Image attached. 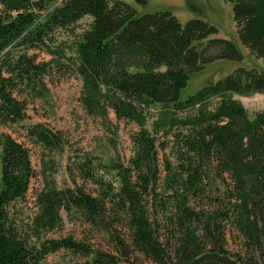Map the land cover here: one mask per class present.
<instances>
[{
  "label": "trees",
  "instance_id": "trees-1",
  "mask_svg": "<svg viewBox=\"0 0 264 264\" xmlns=\"http://www.w3.org/2000/svg\"><path fill=\"white\" fill-rule=\"evenodd\" d=\"M224 2L238 43L261 68H235L179 100L204 65L243 58L206 22L181 24L168 11L137 16L124 0H0V127L17 125L60 156L61 133L25 121L27 107L48 98L47 82L65 72L80 82L85 116L110 124L112 114L136 127L125 164L76 155L71 185L42 179L23 219L15 205L40 173L23 144L0 134V264H39L60 251L84 264H264V110L248 115L234 98L264 95V0ZM83 18L89 23L76 31ZM61 211L97 243L46 238L60 229Z\"/></svg>",
  "mask_w": 264,
  "mask_h": 264
},
{
  "label": "rangeland",
  "instance_id": "rangeland-1",
  "mask_svg": "<svg viewBox=\"0 0 264 264\" xmlns=\"http://www.w3.org/2000/svg\"><path fill=\"white\" fill-rule=\"evenodd\" d=\"M124 1L134 8L137 16L168 11L181 24L189 19H200L216 29L217 33L213 37L231 42L241 52L243 58L240 62L214 61L204 65L199 72L191 75L185 87L180 91L179 100H184L207 84L223 78L235 68H261L260 63L249 57L246 50L238 43L231 20V5L224 0H144L142 5H136L133 0ZM89 21V18L80 20L75 26L76 31L86 28ZM60 39H65V37L61 36ZM35 54L37 61L48 60V57L42 53L35 52ZM47 86L49 89L48 98L43 102L35 101L27 107L25 123H39L52 131H59L61 138L65 141L60 156L51 155L31 143L26 139L22 128L17 125L0 127V134L9 135L29 150L32 167L38 174L40 173L38 178L32 181L24 199L15 205V209L22 213L21 218L33 212V193L40 186L42 179L53 181L56 187L60 188L71 185L72 176L68 173L67 165L69 161L75 159L76 155L87 153L95 159L100 158L105 163L119 161L125 164L131 156L129 137L136 131V127L131 123L115 122L112 114H109L110 124H102L97 118L85 116L77 100L80 82L72 72H65L61 76L55 75L47 82ZM234 98L240 102L248 115L264 110V95L262 94ZM154 118L155 116L152 114L145 125L150 133L154 132L150 126V122ZM155 137L158 141L164 140L161 133ZM161 155L172 164L168 149H165ZM76 182L79 180L76 179ZM212 185L213 195L219 197L218 183L215 182ZM86 189L91 190L92 186L87 184ZM60 220V229L46 234V238H55L62 234L72 235L77 240L94 241L91 240L84 226L73 225L63 211L60 212ZM236 243V235L232 233V236H228L227 246L229 249H235ZM100 244L104 245L103 242ZM139 259L142 260V257L139 256ZM39 264H84V259L60 251L46 256Z\"/></svg>",
  "mask_w": 264,
  "mask_h": 264
}]
</instances>
